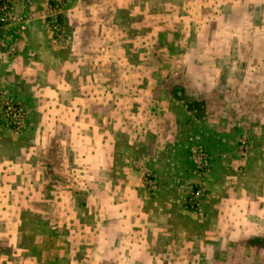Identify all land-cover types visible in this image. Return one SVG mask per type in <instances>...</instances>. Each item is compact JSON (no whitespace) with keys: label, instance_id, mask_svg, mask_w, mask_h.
Returning a JSON list of instances; mask_svg holds the SVG:
<instances>
[{"label":"rangeland","instance_id":"obj_1","mask_svg":"<svg viewBox=\"0 0 264 264\" xmlns=\"http://www.w3.org/2000/svg\"><path fill=\"white\" fill-rule=\"evenodd\" d=\"M0 35V264H264V0H15Z\"/></svg>","mask_w":264,"mask_h":264},{"label":"built area","instance_id":"obj_2","mask_svg":"<svg viewBox=\"0 0 264 264\" xmlns=\"http://www.w3.org/2000/svg\"><path fill=\"white\" fill-rule=\"evenodd\" d=\"M15 0H0V34L8 22L10 11Z\"/></svg>","mask_w":264,"mask_h":264},{"label":"crops","instance_id":"obj_3","mask_svg":"<svg viewBox=\"0 0 264 264\" xmlns=\"http://www.w3.org/2000/svg\"><path fill=\"white\" fill-rule=\"evenodd\" d=\"M31 30H33V27H31ZM34 34V33H33ZM36 34V33H35ZM1 37L3 36V35H0Z\"/></svg>","mask_w":264,"mask_h":264}]
</instances>
